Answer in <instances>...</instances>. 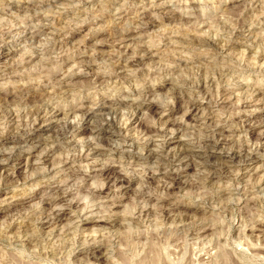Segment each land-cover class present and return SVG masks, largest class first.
<instances>
[{
  "label": "rangeland",
  "instance_id": "obj_1",
  "mask_svg": "<svg viewBox=\"0 0 264 264\" xmlns=\"http://www.w3.org/2000/svg\"><path fill=\"white\" fill-rule=\"evenodd\" d=\"M0 264H264V0H0Z\"/></svg>",
  "mask_w": 264,
  "mask_h": 264
},
{
  "label": "bare ground",
  "instance_id": "obj_2",
  "mask_svg": "<svg viewBox=\"0 0 264 264\" xmlns=\"http://www.w3.org/2000/svg\"><path fill=\"white\" fill-rule=\"evenodd\" d=\"M200 43H203V44H206V45H208L209 47H215L214 46V44H212L211 42H208V41H206V40H201L200 41ZM210 85V84H209ZM204 86H206V85H204ZM202 87H203V84H202ZM45 112V111H44ZM43 112H41L40 110H35L34 112H32V115H31V117L33 118V121H35V123H36V121H39V120H41L43 117H41V115H44V113L42 114ZM63 114V113H62ZM237 114V113H236ZM6 115V114H5ZM78 116V115H77ZM11 117V116H10ZM14 119V118H13ZM81 119V118H80ZM115 122V121H114ZM113 121H111L110 123H108V125L113 129V123H114ZM79 124V123H78ZM64 125V124H63ZM67 125V124H66ZM115 125V124H114ZM116 126V125H115ZM153 126V125H152ZM60 131H59V133H58V137L59 136H64V135H67V134H69L71 131H72V129L74 128V126H71V125H67V126H63V127H61L60 126ZM110 128V129H111ZM34 130V129H33ZM116 130V129H115ZM58 131V130H57ZM113 131H114V129H113ZM146 132H147V134H151V135H156V136H162V134H160L159 133V131H157V130H155V128L154 127H150L149 126V128L147 127L146 128V130H145ZM98 132H104V130H103V128H101V127H99L98 128ZM111 132H112V130H111ZM115 134H116V132H115ZM147 134L145 135V136H147ZM57 139H60V138H57ZM6 141H14V140H11V139H8V140H6ZM148 141H149V138H148ZM163 141L165 142V138L163 139ZM14 142H16V143H19V140H16L15 139V141ZM163 142V143H164ZM167 143H169L168 141H166L165 142V144L167 145ZM146 146H148V144L146 145ZM207 146V145H206ZM89 147V146H88ZM146 148V147H145ZM82 149V148H81ZM95 149V148H94ZM91 151H93V150H91ZM244 152V151H243ZM242 153V152H241ZM241 153H237L236 155H234V154H232V155H229L228 157H227V159H229V160H231V161H233V159L235 158V157H240V159L241 160H246L245 159V157H247L246 155L245 156H240V154ZM245 154V153H244ZM247 154V153H246ZM173 157H177L176 156V154L175 155H172ZM171 157V156H170ZM172 157V158H173ZM179 157V156H178ZM249 159V158H248ZM171 160H174L175 161V159H171ZM177 160V159H176ZM238 159H236V161H237ZM158 161V160H157ZM170 162V161H169ZM235 162V161H234ZM240 162V161H239ZM237 163V162H236ZM235 163V164H236ZM108 172V171H107ZM129 184V182L128 181H123V182H120V186H121V188L124 186V187H126L127 185ZM101 185V184H100ZM101 187V186H100ZM99 186H98V189H97V192H98V195H101L102 194V192H101V188H100ZM120 189V188H119ZM262 190H263V188H262ZM54 216V215H53ZM55 217V216H54ZM53 217V218H54ZM60 216H56L55 217V220H57L58 218H59ZM48 218H50V216L48 217ZM110 218V217H109ZM108 218V219H109ZM51 219V218H50ZM60 219V218H59ZM58 219V220H59ZM107 219V220H108ZM111 219V218H110ZM57 220V221H58ZM107 220H105V222H108ZM60 221V220H59ZM111 221V220H110ZM56 222V221H55ZM86 249V248H85ZM85 252H79V255L81 256V255H86V254H88V256L90 255V256H92V258L94 259V260H97V259H99L100 258V256H103V254H104V249H99V246H91L90 248H88L87 250H84ZM106 253V252H105ZM89 256V257H90Z\"/></svg>",
  "mask_w": 264,
  "mask_h": 264
}]
</instances>
